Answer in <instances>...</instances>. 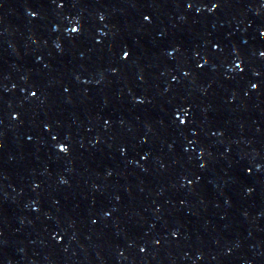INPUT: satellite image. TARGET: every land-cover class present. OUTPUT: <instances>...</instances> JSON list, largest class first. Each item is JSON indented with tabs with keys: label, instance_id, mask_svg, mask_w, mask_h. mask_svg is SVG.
Masks as SVG:
<instances>
[{
	"label": "water",
	"instance_id": "water-1",
	"mask_svg": "<svg viewBox=\"0 0 264 264\" xmlns=\"http://www.w3.org/2000/svg\"><path fill=\"white\" fill-rule=\"evenodd\" d=\"M0 264H264V0H0Z\"/></svg>",
	"mask_w": 264,
	"mask_h": 264
}]
</instances>
